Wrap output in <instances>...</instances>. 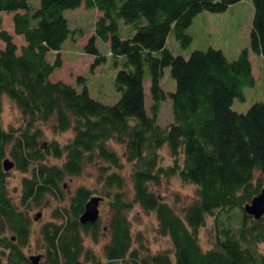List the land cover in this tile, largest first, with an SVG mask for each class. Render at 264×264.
Here are the masks:
<instances>
[{"label": "trees", "instance_id": "obj_1", "mask_svg": "<svg viewBox=\"0 0 264 264\" xmlns=\"http://www.w3.org/2000/svg\"><path fill=\"white\" fill-rule=\"evenodd\" d=\"M237 1L39 0L30 7L27 0H0V11L11 13L13 33L22 36L17 46L0 24V108L5 96L20 117L14 128L0 123V264H33L24 252L29 208L39 206L46 194L60 192L64 175L79 174L88 163L96 164L99 187L78 184L66 205L51 208L50 218L37 230L36 264H74L79 257L91 264H264V251L258 248L264 244V214L253 218L242 210L264 187V99L244 111L230 107L233 96L243 97V85L254 82L248 49L261 57L264 81V0H249L248 47L231 59L211 46L184 57L165 45L169 32L180 45L189 42L184 30L196 12L222 11ZM81 4L99 11L80 49L92 56L87 67L92 71L105 58L94 37L107 41L116 66L112 85L118 97L112 103L89 96L80 73L73 81L81 83L78 89L48 77L61 64L57 50L71 33L62 9ZM119 18L130 24L131 34L119 35ZM50 52L49 60L45 54ZM165 65L174 82L166 91L158 83ZM167 97L171 120L160 125L156 113ZM47 122L51 131L68 130L69 136L59 143L40 141V124ZM163 145L170 163L160 160ZM5 154L12 167L28 171L20 176L17 202L6 187ZM48 155L61 160L47 162ZM170 175L193 185V196L178 210L154 188ZM94 194L106 198L109 209L108 240L97 253L83 248L81 240L86 232L96 241L98 218L77 219ZM133 203L153 213L157 233L169 238V247L151 251L139 233L133 235L126 217ZM207 216L213 236L203 248L197 229Z\"/></svg>", "mask_w": 264, "mask_h": 264}, {"label": "rangeland", "instance_id": "obj_2", "mask_svg": "<svg viewBox=\"0 0 264 264\" xmlns=\"http://www.w3.org/2000/svg\"><path fill=\"white\" fill-rule=\"evenodd\" d=\"M30 7H36L39 4V0H27ZM252 5L249 0H239L230 5L227 9L212 12V11H198L193 15L191 21L185 26V32L190 34V40L186 45L179 44L177 38H174L172 33H167L165 36V45L167 48L176 55L181 54L186 57L187 54L193 49H205L208 46L220 48L227 58L234 57L241 50L242 47H248V31L250 28ZM99 11L92 7L83 8L82 4L75 8L64 7L62 14L65 16L68 23V27L71 28V33L65 37L61 42L59 55H61L62 62L61 67L56 69L51 77L61 78L65 81H71L72 85L77 89L80 88V82H73L75 75L80 73L85 76L83 82L87 88L89 96L96 98L100 102L112 103L117 99V91L112 85V79L116 66L111 63V55L108 52L107 41L95 36L94 42L98 52L103 53L105 58L100 61L98 65L92 71L87 70L88 62L91 59L90 54H86L81 51L80 46L84 43L87 36L93 31V24ZM1 15V27L6 29L11 35H13V41L17 46L22 42V36L14 34L12 31V24H10V12L0 11ZM119 35L127 36L131 34L132 30L130 24L123 22L119 18L118 21ZM1 44V41H0ZM247 57L249 58L251 75L254 79L252 85H243L242 98L239 99L233 96L231 99L230 107L238 111H244V109L255 102V100L264 99V81L262 79V59L256 53L247 51ZM47 59H52V53L45 54ZM162 74L159 77L158 83L161 88L171 90L174 86V82L168 71V65L162 67ZM145 106L149 102L147 91V80L143 81ZM0 108V123L2 128H9L18 125L20 122L19 112L16 110L14 104L9 101L5 96H2ZM160 108L156 113V121L160 125H164L171 120L169 98L160 102ZM42 135L40 141H48L54 139L58 143L63 142L70 134L71 131H51L49 123H41ZM113 146L117 150L120 146L113 143ZM160 160L162 163H170V155L166 146L159 148ZM7 155V154H5ZM8 156V155H7ZM47 162L59 163L61 158L57 159L50 155L45 159ZM128 165L124 163L122 172L127 175ZM5 176L6 187L9 191V195L14 202H17V196L19 192V181L21 175H27V172H22L18 168L10 167ZM96 164L88 163L83 166L82 171L79 174L64 175L59 182L60 192L56 194H46L39 206L29 208L28 214L30 216V235L28 239V245L25 246L24 252L27 255L40 254L38 238V227L41 222L50 218L51 208L58 205H66L69 195L78 184L89 185L90 187H99L96 183L97 177ZM160 183L155 185L154 188L158 193L164 197L168 204L174 209L178 210L183 204L191 199L193 196V185L191 183L180 181L176 175H170V177L160 178ZM127 184V178H125ZM129 189L127 188V195ZM61 194V199L57 198ZM57 195V196H56ZM102 197V196H101ZM98 229L99 234L96 241H92L88 233H82L83 248L89 247L94 252H100L101 245L108 239V232L106 228L109 209L106 205V198L102 197L98 203ZM39 215L36 218L33 216L36 213ZM126 217L129 219V227L133 235L139 233L142 238V242L147 246L149 250H157L162 247H169L170 240L166 235H159L156 230V221L153 213L144 211L140 205L133 203L126 211ZM197 235L200 246L206 248L211 243L212 239V224L211 216H207L202 225L197 229ZM135 244V241H134ZM258 248L264 251V244L261 243ZM78 262L82 264H91L89 261H84L82 257L78 258Z\"/></svg>", "mask_w": 264, "mask_h": 264}, {"label": "water", "instance_id": "obj_3", "mask_svg": "<svg viewBox=\"0 0 264 264\" xmlns=\"http://www.w3.org/2000/svg\"><path fill=\"white\" fill-rule=\"evenodd\" d=\"M13 162L8 156H4L1 161V167L3 169H9L12 166ZM102 197L94 194L89 195V197L84 201L82 206V211L78 214L77 219L80 223L84 222H93L95 221L96 217L98 216V207L97 203ZM242 210L246 214H250L253 218H259L260 215L264 214V187H259V191L253 194L249 199L248 202L242 205ZM39 215L37 212L33 218H36ZM40 258V254H31L27 255V259L36 264L38 259ZM74 264H82L76 260Z\"/></svg>", "mask_w": 264, "mask_h": 264}, {"label": "crops", "instance_id": "obj_4", "mask_svg": "<svg viewBox=\"0 0 264 264\" xmlns=\"http://www.w3.org/2000/svg\"><path fill=\"white\" fill-rule=\"evenodd\" d=\"M78 7V6H77ZM60 50V49H59ZM59 50H57L58 51V53H59ZM54 52V51H53ZM53 52H50V53H53ZM60 57H61V55H60ZM61 62H62V58H61ZM61 67V64L59 65V67H56L49 75H48V77L51 79V80H56L57 79V77L56 78H53V77H51V74L56 70V69H59ZM58 79H61V78H58ZM61 80H63V79H61ZM63 81H65V80H63ZM65 82H67V81H65ZM68 82H71V81H68Z\"/></svg>", "mask_w": 264, "mask_h": 264}]
</instances>
